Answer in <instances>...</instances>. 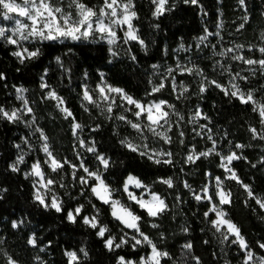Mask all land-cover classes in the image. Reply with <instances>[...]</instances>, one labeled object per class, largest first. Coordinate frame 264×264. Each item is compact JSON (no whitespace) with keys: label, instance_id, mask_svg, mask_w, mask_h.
Returning <instances> with one entry per match:
<instances>
[{"label":"trees","instance_id":"16d2710c","mask_svg":"<svg viewBox=\"0 0 264 264\" xmlns=\"http://www.w3.org/2000/svg\"><path fill=\"white\" fill-rule=\"evenodd\" d=\"M85 2L98 7L102 0ZM133 4L138 17L133 23L145 47L134 41L124 44L119 32L115 56L110 54L104 41L36 42L31 44L30 49L39 47L41 55L20 63L12 55L13 48L0 39V73L4 76V79H0V107L8 110L17 106L16 88L26 89L35 122L47 136L53 155L60 160L71 161L78 169L75 180L73 169L67 165L60 172L52 173L43 163L45 157L36 142L33 151L18 167L19 171L13 172L11 166L16 161L17 145L22 142L26 131L22 124L9 122L0 116V264H5V253L19 264H69L66 255L69 251H76L80 255L81 264H117L120 256L139 261L150 251L147 244L133 250L130 238L135 233L115 220L110 207L102 204L87 186L79 183L78 178L84 175L82 169L78 168L81 160L90 170L103 169L94 154L84 152L79 146L73 135L72 118L65 119L55 101L46 98L51 89L63 97L75 121L83 126V137L94 140L97 150L109 159L110 167L103 175L114 190L113 197L130 205L143 218L141 231L159 249L169 252L172 260L162 264H173V261L175 264H196L195 258H199L200 264H237L243 258L238 245L222 243L221 234L209 223L214 214L210 213L209 218H205L208 201L202 199L198 202L194 198L195 195H202L201 191L206 186L210 194H214L217 177L223 181L224 189L232 193L231 204L224 206L228 218L241 229L249 248L256 255L264 257V249L259 247L260 243H264L263 211L255 200L247 197L240 184L224 179L226 173L220 167V156L211 153L195 162L186 160L193 151L198 154L212 148L213 141L208 139L211 135L216 142L217 152L226 155L235 151L243 157L233 161L231 167L245 184L251 186L257 197L264 198V139H254L249 131L253 127L258 132L264 131L259 115L252 110L251 104L240 103L214 85H209L207 91L200 93L201 78L198 75H180L176 69L169 75L160 67H152L164 63L174 65L175 51L179 46L194 45L195 39L203 35L205 29L215 31L224 44L232 46L237 53L217 55L214 59L206 52L195 55L193 65L201 68L209 79L217 80L225 87L231 81L230 66L232 75L240 73L248 77L247 81L238 78L234 82L240 84L245 92L252 91L256 100L264 102V74L257 70L253 75L251 71L252 67L258 69L259 66H248L231 58L237 54L253 59L262 58L258 49L264 46V0H245L243 6L239 0H198L195 5L185 0H168L166 7L171 10L159 18L153 16L155 5L152 0H133ZM242 24L243 28H240ZM237 44L244 47L236 49ZM249 47H252V51L248 50ZM56 57L61 58L62 65L57 63ZM101 73L108 84L123 88L143 102L164 100L175 105V112L183 119L172 115L173 110L167 109L172 125L168 132L170 144L146 133V142L150 147L172 152V165L154 164L124 147L122 139L139 140L140 137L123 121L114 118L117 112H113V119L109 120L106 118L109 115L107 112L91 104L84 105L88 112L84 110V87L94 90L101 82ZM172 76H175L177 87L181 82L188 87V92L180 98V91L172 90ZM41 77L48 84L47 89L41 88ZM161 80H164L165 87L150 95L153 86ZM197 110L207 119H193ZM127 116L135 119L132 114L128 113ZM97 127L98 131H92ZM181 132L184 133L182 137ZM236 144L244 147L237 149ZM35 161L41 163L46 175L57 181L53 189L63 202L62 212L45 209L35 201L33 178L26 174ZM128 175L138 177L150 187L151 192L165 199L169 207L163 215L149 217L128 199L123 192ZM167 177L173 179L172 188L159 183L160 178ZM185 182L190 187L186 188ZM60 184L64 187H60ZM81 205L83 210L77 222H69L67 212ZM97 212L100 223L109 229L106 237L111 235L119 240L126 238L124 234L127 233L129 243L109 251L104 246V240L96 234L97 230L85 225L80 218ZM14 222L19 226L14 228ZM153 223L159 227L153 228ZM33 236L37 240L35 247L28 243ZM187 243L192 244L191 250L184 248ZM81 248L88 252L87 258L79 252Z\"/></svg>","mask_w":264,"mask_h":264},{"label":"snow or ice","instance_id":"6c2138e0","mask_svg":"<svg viewBox=\"0 0 264 264\" xmlns=\"http://www.w3.org/2000/svg\"><path fill=\"white\" fill-rule=\"evenodd\" d=\"M185 2L195 5L198 3V0H185ZM152 3L155 5L153 16L156 18H159V16L163 15L166 11L171 10L166 7L168 5V0H152ZM239 3L243 6L245 0H239ZM134 7L133 0H102L98 7L86 3L85 0H67L66 5L65 0H22V3H18L17 0H0V10H2L0 11V16H2L5 21L14 22V27L12 28L0 26V39L6 40L8 44L13 45L18 49L17 51H14L12 55L17 57L20 63H24L25 60L38 58L41 55V49L39 47L30 50L28 47L23 46L22 42L63 43L64 41H104L110 45L109 52L111 55L115 56L117 55V52L114 51L111 46L116 45L120 39L117 29L123 31L124 44L134 41L139 43L141 47H145L144 41L138 35V29L133 23V21L138 18L136 11L133 10ZM240 28H243V24L240 25ZM205 31L207 35L199 37L201 42L205 41L208 36L213 35V33L207 32V29H205ZM216 35H219V33H216ZM262 37H264V33H262ZM181 47H183V45ZM235 47L236 49H242L244 46L237 44ZM248 50L252 51V47H249ZM69 51H71V49H69ZM258 51L261 53L262 58L260 59H253L245 57L244 55H233L231 58L235 61H241L248 66L258 65V69L255 67L251 68L253 75L257 70H259L261 74H264V46L259 47ZM233 52V48H228L226 51L216 54L225 56L227 53ZM132 59L134 60L135 56H133ZM56 61L62 65L60 57H56ZM152 67L155 69L159 66L153 65ZM221 67H223V65ZM177 69H179L180 75L195 74L201 77L199 88L200 93L207 91L209 85H214L216 88L223 91L225 95H230L231 97L238 99L240 103L245 105L251 104L252 110L257 112L260 117L261 125L264 126V102L256 100L252 91L245 92L242 90L240 84L234 82L238 78L247 81L248 77L241 76L240 73L232 75L229 66L228 71L231 76V87L229 89L217 80L209 79L198 66L193 65L192 67H187L177 64ZM167 71L169 75H172L176 70L169 68ZM85 76H87V74H85ZM100 77L101 82L94 90L90 91L87 86L84 87L82 99L86 101L87 104H91L97 108H101V105L103 104L104 107L101 108V110L102 112H107L109 114L106 117L109 120L113 119L111 114L116 107L123 108L126 113L131 112L132 116L135 117L134 120L129 119L125 114L117 115L114 118L123 121L145 142L137 144L131 139L124 138L121 140V144L129 151L138 153L141 157H146L154 164L172 165V152L150 147L146 142L148 139L146 133H150L153 137H157L160 140H163L166 144H170L171 137L168 135V132L171 131L172 125L169 119L170 112L166 109L173 110L171 114L179 116V113L175 112V105L168 104V102L164 100L159 102H143L140 99L133 97L123 88L108 84L104 79L103 73L100 74ZM0 79H4L2 73H0ZM41 80V88L47 89L49 87L48 84L43 82V77H41ZM172 85V90L175 92L177 90L175 76H172ZM164 87V80H161L158 85L153 86L151 93L149 94L151 95L160 92ZM178 87L181 89L178 96V98H180V96H183L184 93L188 92V87L184 85L183 82H181ZM16 91L23 100L22 93L25 92L26 89L17 88ZM46 98L58 102L57 107L60 108L65 119L72 118L73 135L78 136V130H82L83 126L75 121L72 111L64 106L65 100L63 97L59 96L54 89H51L47 92ZM23 102L25 105L24 114H31L33 109L28 106V101L24 100ZM82 106L86 112L89 111L86 106ZM0 116L9 122H17L23 119L22 112L19 109H14L9 112L0 107ZM179 118L181 120L183 119L182 116H179ZM196 118L207 119V117L202 116L199 110H197L195 117H193V119ZM201 127L205 126L201 125ZM36 131L41 133V138L44 140L42 151L46 154L47 159L43 163L48 166L52 173L60 172L67 165L73 169V179H77V165L71 163V161L67 159L60 160L54 156L47 143V136H45L39 128H37ZM92 131H98V127L93 128ZM249 131L252 133L254 139H264V131L258 132L254 127L250 128ZM209 132H211V129H209ZM183 135L184 133L181 132L180 136L182 137ZM208 139L213 141L212 148L207 151L199 152L198 154L193 151L192 154H189L186 157L187 162H195V160L200 159L201 157H207L211 153L220 156V167L223 168L226 173L224 179L234 180L236 183L240 184L247 193V197L251 200H255L256 204L264 210V198L257 197L251 186L245 184L238 177L236 171L231 167L233 161L240 160L243 157L239 156L235 151H231L226 155L217 152L215 140H213L211 135L208 136ZM79 144L80 147L86 148L87 152L95 155L96 160L103 169V171H101L100 168L97 170H90L85 166L83 160H81L78 168L82 169L84 175L78 178L79 183L82 186H87L97 200L110 207L111 215L115 220L123 225L124 228L132 230L135 233L130 238L131 241H133V250H135L137 246L143 244H147L150 248L148 254L141 256L139 261L126 260L125 257L120 256L118 257L117 264H162V262L172 260L169 252L159 249L158 246L141 231L140 222L143 218L133 211L130 205H125L121 200L113 198L114 190L106 182L103 175V172L109 169L110 161L105 155L97 150L95 141L93 140L86 143L85 140L81 139L79 140ZM17 147H19V145H17ZM243 147L244 145L241 144L235 145V148L237 149ZM77 156L79 157V153H77ZM23 162V156L19 157L17 163L11 166V170L13 172L19 171L18 164ZM253 167H255V165H253ZM30 175L37 178L36 184L34 185L36 188L34 197L35 201L45 209H54L57 213L62 212L63 202L55 195V193L53 192L51 198L46 196L47 192L52 191V188L57 184V181L45 174L39 161L32 164ZM159 183L167 185L168 188L174 186L172 177L160 178ZM222 184L223 181L217 177L216 192L210 194L209 189L206 186L203 189V196L195 195V200L200 202L202 199H207L209 209L204 213L205 218H209L210 213L215 215V219H209V223L217 233L221 234L222 243L230 242L231 244H237L239 246L240 250L244 253L243 264H264V257L255 256V253L249 248L247 241L241 234V229L230 218H228V213L224 211V206L230 205L232 202V193L226 191L222 187ZM184 186L186 188L190 187L186 182ZM60 187H64V185L60 184ZM130 187L145 189L146 193L151 192L150 187L143 183L141 179L133 175H128L123 184V192L127 194L128 199L135 203L141 210L145 211L149 217L157 218L167 211L169 206L165 199L159 194L151 192L150 198L145 199L144 195L138 196L135 192L130 190ZM177 199H179V197H177ZM82 210L83 206L81 205L72 211H68V221L76 223L77 217L80 216ZM80 218L85 225L97 230L96 234L104 240V246L109 251H113L114 249H118L122 245L129 243V239L124 237H121L119 240L111 235L106 237L105 234L109 229L106 225L100 223L98 212L93 216H81ZM18 226L19 225L16 222L13 223L14 228ZM152 227L157 228L159 225L153 223ZM185 231H187V229H185ZM127 235V233L124 234L125 237H127ZM28 243L35 247L37 244L35 236L29 238ZM205 243H207V241H205ZM259 247L264 249V243H260ZM184 248L191 250L192 244L187 243L184 245ZM79 252L83 254L84 258H87L88 252L85 249L81 248ZM4 255L5 264H19V262L11 255H8L7 253ZM66 255L69 264H81V257L76 251H69ZM195 259L196 264H200L199 258ZM173 264H175V261H173Z\"/></svg>","mask_w":264,"mask_h":264},{"label":"rangeland","instance_id":"374dc122","mask_svg":"<svg viewBox=\"0 0 264 264\" xmlns=\"http://www.w3.org/2000/svg\"><path fill=\"white\" fill-rule=\"evenodd\" d=\"M17 2L18 3H22V0H17ZM20 19H23V18H20ZM0 26L12 28V27H14V22L13 21H5V20H3V17L1 16ZM117 32L118 33L119 32L121 33V35H122V41H123V31L117 29ZM207 32H209V31H207ZM210 33H213V35L208 36L207 39L205 41H203V42H201L199 40V37L207 35L206 32L203 35H201V36H199V37H197L195 39L194 45H192V46H183V47H181L182 45L179 46L176 49V51H175V60L176 61H175V64L174 65L164 63L162 65H159V67L161 69H163V71H166V72H167V70L169 68L176 69V70L179 71V69H177V64H179L181 66L192 67L193 66V59H194V56L195 55H200V54L202 55V54H206V52H207L208 55L214 57V59H215V57L217 56L216 53L224 52L228 48H233L232 46H226L224 44L223 39L219 35H216L217 32L214 31V32H210ZM1 40L4 43L8 44L6 42V40H4V39H1ZM22 43H23V46L28 47L29 49H30L31 44H33V43H27V42H22ZM118 44H119V41H118V43L116 45L111 46L113 48V50L116 51V52H117ZM8 45H10V44H8ZM10 46L13 48V52L18 50L15 46H13V45H10ZM108 47H110V45H108ZM233 53H237L235 49H234V52ZM227 55H228V53H227ZM237 55H240V54H237ZM230 87H231V84L229 82L227 88L230 89ZM17 88H22V87H17ZM177 90L181 91V89L179 87H177ZM22 96H23V100L20 98V95L16 91V97H17V100H18V105L17 106H14V107H12V108H10V109L7 110L9 112H11L14 109L21 110L22 115H23V119L21 121H17V122L20 123V124H22L24 126L25 131H26V133H25L26 135L22 138V142L20 144H18L19 147H17L18 148L17 157H16V161H15L14 164L17 163L18 158L21 157V156H23L24 162H25V157L27 156V154H29L30 152L33 151V149H34V145L33 144L36 143V142H38L39 149H40L41 153L44 155L45 160L47 159L46 154L42 151V146L44 144V140L41 138V133L38 132V131H36V129L39 128V127L37 126V124L35 122V119H34V122H33V118H34L33 112L31 114H24L25 105H24V102L23 101L24 100H27L28 101L27 96H26V91L22 93ZM117 99H119V98H117ZM151 102H159V101H151ZM57 103L58 102L55 101V104L56 105H57ZM85 104H87V102L86 101H83V105H85ZM28 106L30 107L29 101H28ZM103 107H104V105L102 104L101 105V108H103ZM101 108H99V109H101ZM59 110H60V108H59ZM113 112H117L116 114H118V115H120V114L127 115L128 113L131 114V112H127V113L124 112V109L123 108H119V107L114 108V111ZM161 131H162V129H161ZM75 139L77 140L78 144H79V140H81V139L85 140L86 143L91 141V140H87V139H85L83 137L81 130H78V136H75ZM133 142L134 143H137V144H141V143H144V140L142 138H140L139 140L138 139L137 140H133ZM47 143H48V141H47ZM79 146H80V144H79ZM81 149L84 152H87L86 151V148L81 147ZM35 162H37V161H35ZM35 162H33V163H35ZM21 164L22 163H19L18 164V167ZM32 164L30 165L29 169L26 171V174L28 176H31L33 178V185H35L37 178H35L34 176L30 175ZM37 187H38V185H37ZM222 187H223V184H222ZM130 190L133 191V192H135L138 196L139 195H144L145 199L150 198V195H151V192H147L146 193V190L145 189H136V188H131L130 187ZM215 190H217L216 179H215ZM35 192H36V188L34 187V197H35ZM53 192L55 193L54 189L52 188V191L47 192L46 193V196L48 198H51ZM201 194H202L201 196H203V190L201 191ZM55 195L59 198V196L56 193H55ZM126 196H127V194H126ZM114 199H117V198H114ZM205 200H207V199H205ZM262 211H263V218H264V210H262ZM213 219H215V215H214V218ZM126 238H130V236L129 237H126ZM230 239H232V238H230ZM143 245H145V244H143ZM255 256L261 257V256L256 255V254H255ZM243 259H244V253H243V258L237 264H243ZM254 259H255V257H254Z\"/></svg>","mask_w":264,"mask_h":264}]
</instances>
